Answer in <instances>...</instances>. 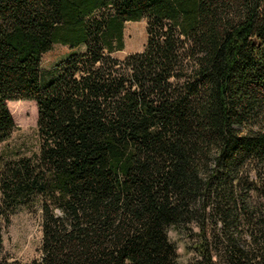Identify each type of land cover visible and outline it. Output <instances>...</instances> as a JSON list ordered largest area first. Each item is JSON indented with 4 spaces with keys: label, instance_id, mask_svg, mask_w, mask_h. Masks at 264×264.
<instances>
[{
    "label": "trees",
    "instance_id": "obj_1",
    "mask_svg": "<svg viewBox=\"0 0 264 264\" xmlns=\"http://www.w3.org/2000/svg\"><path fill=\"white\" fill-rule=\"evenodd\" d=\"M18 101L32 156L3 148ZM0 192L39 199L43 233L23 263L0 224V264H181L171 230L196 264H264V0H0Z\"/></svg>",
    "mask_w": 264,
    "mask_h": 264
},
{
    "label": "rangeland",
    "instance_id": "obj_2",
    "mask_svg": "<svg viewBox=\"0 0 264 264\" xmlns=\"http://www.w3.org/2000/svg\"><path fill=\"white\" fill-rule=\"evenodd\" d=\"M147 20L128 22L124 29V48L114 52V56L124 59L126 56L144 50L147 42ZM72 49L56 45L44 55L42 69L45 74L52 72L56 63L66 57ZM9 111L17 125V130L3 148L5 152L21 156H32L39 151L38 111L34 101H18L8 104ZM0 192V224L3 226L4 247L10 257L28 263L41 256L42 227L41 201L37 199L29 205L6 207ZM194 234L197 232L193 231ZM171 240L177 245L181 264H196L197 256L188 246L192 245L189 235L170 231Z\"/></svg>",
    "mask_w": 264,
    "mask_h": 264
}]
</instances>
